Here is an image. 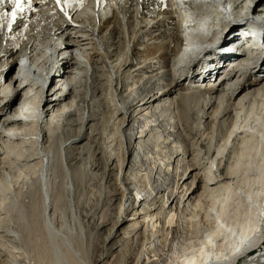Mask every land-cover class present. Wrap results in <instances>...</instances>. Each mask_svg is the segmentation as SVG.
I'll use <instances>...</instances> for the list:
<instances>
[{"label":"bare ground","instance_id":"1","mask_svg":"<svg viewBox=\"0 0 264 264\" xmlns=\"http://www.w3.org/2000/svg\"><path fill=\"white\" fill-rule=\"evenodd\" d=\"M55 1L25 0L15 20L4 16L0 21V65L9 63L7 72L0 66V185L10 165L28 170L38 160L46 216L48 249L43 258L34 263L24 259L23 264H117L118 259L126 264H236L240 255H246L240 264H264V250L250 253L264 239V67L256 62L262 58L258 53L264 48V34L253 27L244 33L245 28L243 34L261 45L258 51L247 58L226 51L220 53V62L209 64L206 78L217 75L225 62L234 63L220 85L204 77L186 79L188 91L209 94L207 123L221 119L215 136L218 147L210 153L216 172L213 166L205 170L187 161L192 151L172 121L162 129L164 114L178 104L169 96L192 52L195 55L201 42L215 35L227 33L231 38L238 28L226 21V10L241 7L246 14L235 20L239 24L257 6L264 14V0H221L223 6L218 0H87L84 5ZM13 7L4 0L0 15ZM15 40L22 44L21 52L14 50ZM180 47V54L170 60L168 55ZM242 58L245 63L235 62ZM13 64L17 69L9 75ZM256 73L254 84L246 81ZM102 110L108 119L98 127ZM118 118L124 139L121 159L108 152L105 136ZM157 133L165 135V144L176 153L166 165L149 156L157 150ZM56 137L65 170L58 196L63 200L66 189L72 207L90 175L87 170L96 169L102 160L108 193L102 213L110 217L95 222L97 231L104 228V233L92 259L73 244L69 229L57 228L51 218L57 208L56 203L51 206L48 177L60 175ZM234 137L241 144L228 153ZM86 138L95 139L96 148L82 171L78 161L89 157ZM30 143L35 152L27 153ZM225 154H231L228 160ZM198 189L202 193L196 197ZM12 228L4 235L16 250L22 238ZM2 249L0 264L6 262Z\"/></svg>","mask_w":264,"mask_h":264},{"label":"rangeland","instance_id":"2","mask_svg":"<svg viewBox=\"0 0 264 264\" xmlns=\"http://www.w3.org/2000/svg\"><path fill=\"white\" fill-rule=\"evenodd\" d=\"M218 1L220 2L221 5V0ZM222 8L223 7H220V12L225 14L224 9ZM258 8L259 7L257 6L255 8L256 11L254 10L252 11V13L251 12L249 13L250 18H248V20L245 21L243 20L244 22L239 24L236 23L235 20H239V17H241V15L246 14L241 12V7H238L236 9L226 10V14H225L226 21L228 22L229 20L228 23L229 24L232 23L233 25L235 24L234 25L235 27H240L244 25L250 28L251 30H253V28H256L259 31H261L262 34H264V14L263 12L257 10ZM255 20H257L258 23H261L263 26H260L258 24L254 25ZM152 25H154V23H152L151 26ZM216 36H218L219 38L215 39ZM209 37H211V34H209ZM229 37L230 35L227 33L215 35L212 39H208V40L206 39L207 41L204 43L201 42L200 48L198 47L197 50L195 51V55H193L194 52H192L191 58H189L186 61V65H187L186 69L185 68L183 69L184 70L182 76L183 78L180 77V82L175 84L174 92L169 96V100L177 101L178 104H175L174 106L175 108L173 107L172 109L173 111L171 110V113L170 111H167L164 114L165 115L164 118L166 121L164 122V126L162 129L169 127V125L166 126V124L171 123L172 121L175 124V128H176L175 130L178 133H181L183 137L185 136L184 145L186 144V146L190 148L192 151V154L190 155L187 161L189 163H198L199 165L204 167L205 170H208V168L213 166L211 162L212 154L210 153L212 152L214 153L218 147L215 138L218 136V133L220 132L219 129H220L221 119L218 120L219 121L218 123H215L214 120L212 123H207V119H206L207 110L205 108V102L206 99L209 97V94L208 92L205 91L203 92L188 91L187 88L188 87L190 88L191 85H189L188 83L189 81H186V79L193 78L191 81H199L202 80L200 78L204 77V79H210V81H213V83L215 84V79L206 78L205 77L206 74L204 73H209V71L207 70L209 64L220 62L221 59L220 51L223 48L221 50L219 49L222 47V45H224L223 44L224 41L227 42L230 39ZM18 42L19 40H15L13 42V48L16 51L18 50L21 52L22 44ZM180 51H181V47L174 53H171L172 56L169 54L170 56L168 55V58L169 59L171 58L170 60L176 58L180 54ZM197 52L199 53L196 54ZM260 53H262V56H260L262 58H260L259 61L257 59L256 62L259 65V67H261L262 69L264 67V48L260 49V52L258 54ZM201 61L202 62L205 61L200 66V69H203V71L200 73V75L198 74L197 76V74H195L194 71L196 70L197 66L200 65ZM228 62L230 63V61ZM1 64L2 65L0 66L2 71L7 72L8 69L7 65L9 63L6 64L1 63ZM225 66L226 63H224V66L222 65V68H219L221 70H219L217 75H215L216 77L225 74V70H224ZM15 67L16 65L13 64V67L10 69L9 75H13L15 73L17 69ZM261 69H259L258 71L261 72L260 71ZM256 75L257 73L247 75L246 81L254 84L256 80H258ZM139 78L141 77H138L137 79ZM220 81H223V79H221ZM220 81L216 83V86L218 84L219 85L221 84ZM224 87L226 88L227 86H223L222 88ZM247 92L248 89L242 92L241 95L246 94ZM215 95H219V93ZM20 101H21V97L15 100L14 102H12V106L16 107L20 103ZM7 102L9 101L7 100ZM102 114L104 115V118L97 121L98 127L101 125V123L104 122V120L108 119V112L103 111ZM243 115H244L243 119H245L244 117H247V114H243ZM119 119L120 118L112 120V122L109 124L108 129L105 132V136L108 137L106 141L108 152L112 151L111 153L115 155L114 156L115 158L120 157L121 159L123 157L122 148H123L124 139H121L120 125L118 122ZM62 123H63L62 121H58V122L56 121V124L57 125L59 124V126H61ZM203 133L208 134L207 138L203 139L204 138ZM157 134L153 136V138H158V139H153V141L157 143L156 147L157 146L158 147L156 148L154 146L157 150L153 151L149 156L150 158H153L155 162L164 163V165H166L168 162L172 161V159L176 156V153L175 154L173 153L172 151L173 148H170L171 145L169 146L168 144H165L164 142V140L166 139L165 135L163 133H157ZM166 134H168L167 131ZM159 137H161L162 139H160ZM210 137H212L214 140ZM55 140L57 141V142L55 141L56 158L58 160L57 170H59L60 175L59 173H57L58 177L57 176L48 177V192H49L48 194H49V198L52 200L51 206H53L56 203V208H57L56 214L54 216H51V218L52 220H54L57 228H62V230L65 232L66 229L68 228L73 244L76 247H78L80 251L83 252V255L87 259L88 258L92 259V257L96 255L97 252L100 250V247L103 242L102 232L104 231V228L97 231L95 222L99 220H106L107 218L110 217L107 212L102 213V209L104 208L108 196V193L104 190L103 172L100 166L102 160L98 161L99 165L96 169L91 168L92 169L91 170L89 168L87 170V165L91 163V155L94 153L96 148L95 146L96 142L95 139L88 140L86 138L84 140V142L87 144L85 156L86 157L89 156V157L83 162L81 161L78 162L82 165L81 166L82 171L87 170L88 172H90V175L88 176L86 174L88 177L86 176L85 185L79 189V193L77 195L75 205L74 207H72L71 199L66 189H63L64 190L63 200L60 198V196H58L59 195L58 192H60L59 190H62L61 184H62V180L65 177V170L63 169L64 167L61 159V154L59 151L60 146L59 144H57L58 137H56ZM240 144L241 142L239 141L238 137H234L233 142L230 145V148L228 149V153H233L234 151L233 149L237 148L238 145ZM164 145L166 146L168 145V147H165ZM35 148H36L35 144L30 143L28 144L27 147H25L24 151H26L27 153L35 152L33 151ZM175 150L176 148L174 149V151ZM230 156L231 154H225L224 157L225 160H228ZM97 158L99 159V155L97 156ZM38 163H39L38 160H34L31 163V168L28 170L23 166L10 165V168H8L7 170V175L3 178L2 184L0 185V248L1 249L3 248L2 250H4V254L6 258V262L3 264H23V261H26L24 259L28 260L31 258L34 260L33 261L34 263L36 258L37 259L43 258L42 252L45 249L46 251L48 249L47 248L48 246L46 244L47 232L44 227V224L46 222V216H43L44 196L41 191L42 177ZM214 168L216 169V166H213V169ZM118 173H119V167L118 170L115 171L114 176H117ZM81 176L82 175L79 174V177ZM201 193L202 191L198 189L196 191L195 196L199 197ZM62 202L64 204H61ZM207 209L208 208H205L203 209V211H206ZM51 212H53V209L51 210ZM9 227L10 228L13 227L12 229L17 230L22 238V245L17 244L16 250L12 249L11 246H8L9 244L12 245V243H9L4 235L5 230H7ZM259 250H264V239H262V241L259 242L257 248L251 251L250 253L258 252ZM244 258H246V255L244 257L240 255L239 258L237 259L236 264H240ZM49 259H51V257H49ZM14 261H16V263H14ZM117 261H118L117 264H126V262L124 263L121 260L119 261V259ZM115 262L116 260H113L111 264H115ZM43 264H49V262L45 261L43 262Z\"/></svg>","mask_w":264,"mask_h":264},{"label":"snow or ice","instance_id":"3","mask_svg":"<svg viewBox=\"0 0 264 264\" xmlns=\"http://www.w3.org/2000/svg\"><path fill=\"white\" fill-rule=\"evenodd\" d=\"M4 0H0V3H3ZM8 3L12 4L13 10L8 13H4L3 15H0V21H3L4 16H10L12 20H15L16 15H17V10L23 11V4L25 3V0H7Z\"/></svg>","mask_w":264,"mask_h":264}]
</instances>
